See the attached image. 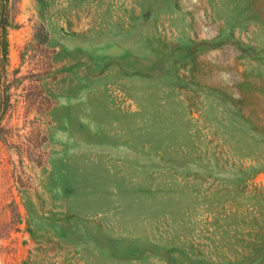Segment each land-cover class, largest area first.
<instances>
[{
	"label": "rangeland",
	"instance_id": "374dc122",
	"mask_svg": "<svg viewBox=\"0 0 264 264\" xmlns=\"http://www.w3.org/2000/svg\"><path fill=\"white\" fill-rule=\"evenodd\" d=\"M0 264H264V0H0Z\"/></svg>",
	"mask_w": 264,
	"mask_h": 264
},
{
	"label": "trees",
	"instance_id": "16d2710c",
	"mask_svg": "<svg viewBox=\"0 0 264 264\" xmlns=\"http://www.w3.org/2000/svg\"><path fill=\"white\" fill-rule=\"evenodd\" d=\"M2 49H3V52H4V57H6L7 56V52H8L7 51V44H6V42H4V45H3Z\"/></svg>",
	"mask_w": 264,
	"mask_h": 264
}]
</instances>
